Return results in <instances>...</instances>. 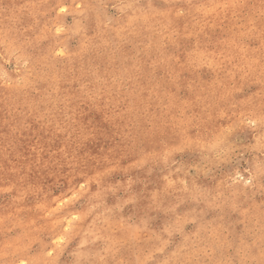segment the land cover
I'll list each match as a JSON object with an SVG mask.
<instances>
[{
  "label": "rangeland",
  "instance_id": "1",
  "mask_svg": "<svg viewBox=\"0 0 264 264\" xmlns=\"http://www.w3.org/2000/svg\"><path fill=\"white\" fill-rule=\"evenodd\" d=\"M0 264H264V0H0Z\"/></svg>",
  "mask_w": 264,
  "mask_h": 264
}]
</instances>
